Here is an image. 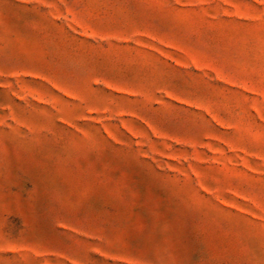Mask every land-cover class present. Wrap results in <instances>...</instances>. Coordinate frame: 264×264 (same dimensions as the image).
<instances>
[{
  "label": "rangeland",
  "instance_id": "1",
  "mask_svg": "<svg viewBox=\"0 0 264 264\" xmlns=\"http://www.w3.org/2000/svg\"><path fill=\"white\" fill-rule=\"evenodd\" d=\"M0 264H264V0H0Z\"/></svg>",
  "mask_w": 264,
  "mask_h": 264
}]
</instances>
